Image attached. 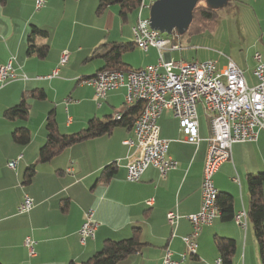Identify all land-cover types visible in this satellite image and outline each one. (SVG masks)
<instances>
[{"label":"crops","instance_id":"crops-1","mask_svg":"<svg viewBox=\"0 0 264 264\" xmlns=\"http://www.w3.org/2000/svg\"><path fill=\"white\" fill-rule=\"evenodd\" d=\"M97 2L46 0L40 8H35V0L0 2V65L13 56L15 72L26 75L25 79L18 77L0 84L1 264L78 263L99 250L105 239L130 237L133 227L139 229L142 246L117 264H160L166 247L174 259L186 252L181 237L192 229L186 216L200 206L202 168L210 136L208 116L201 103L196 104L200 137L197 146L183 140L178 119L171 110H163L160 114L157 120L159 136L168 140V153L177 161V167L164 176L150 165L138 181L126 179L125 165L132 149L122 141L133 134L131 127L123 126L66 147L47 162H37L38 149L46 136V116L51 109L55 112L59 132L73 133L86 127L92 117L104 121L124 108V87L97 99L90 86L79 82V78L91 76L103 66V59L97 57L101 62L94 71L80 67L99 44L132 41L134 23L128 22L129 18L122 23L115 4L96 14ZM237 3L249 7L252 19L249 23L257 30L255 35L254 31L252 35L247 34L242 57L230 59L242 69L247 83L253 84L252 69L258 63L254 58L256 53L264 64V0H236L225 7L233 10ZM31 24L48 32L46 39H39L40 44L49 46L45 58L27 53L26 37ZM117 28L120 38L109 39ZM65 49L70 53L69 59L60 65L59 57ZM152 49L157 56V50ZM174 53L170 56L177 59ZM166 56L168 58L169 54ZM228 58L206 59H215L218 65H223ZM156 61L157 58L146 65ZM55 68L57 75L46 77ZM34 89H42L45 99L31 97L29 91ZM23 94L28 108L27 119L5 118L4 109L17 104ZM65 98L70 100L65 102ZM21 126L31 133L25 145L15 143L11 137V132ZM12 160H16L14 168L8 166ZM33 163L35 174L29 183H24V171ZM108 164H114L115 174L107 181L97 180ZM69 167L71 171L67 170ZM260 172L264 173L263 129L255 141L234 143L231 159L222 163L213 176L218 192L232 196L233 214L247 209L246 175ZM262 191L264 199V183ZM25 194L34 199V206L29 212L19 214L16 208ZM148 198H153L151 205L145 203ZM89 207L94 209L97 227L94 237L81 244L78 229ZM170 210L180 215L174 232L166 221V213ZM248 221L243 227L233 218L223 221L219 214L211 224L201 226L196 254L188 255L181 264H213L219 257L215 235L235 240L232 264H261L252 224ZM27 236L36 241L33 255L28 254L24 245Z\"/></svg>","mask_w":264,"mask_h":264},{"label":"built area","instance_id":"built-area-1","mask_svg":"<svg viewBox=\"0 0 264 264\" xmlns=\"http://www.w3.org/2000/svg\"><path fill=\"white\" fill-rule=\"evenodd\" d=\"M154 0H141L136 10V21L131 27L132 42L139 49L147 52L150 48L157 50V61L154 64L127 71L116 69L98 70L91 76L79 78V82L93 89L97 99H103L111 90L125 88L124 108L142 103L140 115L134 119L131 129L132 137L124 139L123 144L132 149L127 156L126 179L138 181L144 170L152 165L161 176L177 167V161L168 153V140L159 136L157 120L163 110H171L178 119L183 140L197 146L200 142L196 104L201 103L208 116L210 136L202 168L200 184L201 201L199 209L187 215L192 229L182 236L186 252L178 259L172 258L169 248L163 250L160 264H181L188 255L194 256L197 248V236L201 226L211 224L220 214L217 206L218 190L213 176L222 163L231 159V147L237 142H252L257 139L258 132L264 130V64L260 63V55L255 54L258 61L252 69L255 78L248 84L244 73L230 58L223 65L215 59L187 62L174 59L171 52L180 50L178 43L172 38L150 27L149 18L141 16L143 9L150 7ZM46 0H35V8H40ZM169 54L167 58L166 54ZM69 51L62 50L59 64L68 62ZM11 56L0 65V84L18 77L26 78L24 73L17 74ZM57 68L46 77L57 75ZM70 99L65 98V102ZM99 105V103H98ZM116 113L113 118H121ZM16 160L8 162L14 168ZM71 171L72 168H67ZM145 203L151 205L153 198ZM34 206V199L25 194L17 205L19 214L29 212ZM180 215L176 210L166 213L167 224L172 232L177 228ZM233 219L241 226L247 221L246 210L234 213ZM97 223L94 221V209L84 211L83 221L78 229L79 242L84 244L93 238ZM35 240L25 237L24 245L28 254L33 255ZM213 264H221L217 257Z\"/></svg>","mask_w":264,"mask_h":264},{"label":"trees","instance_id":"trees-1","mask_svg":"<svg viewBox=\"0 0 264 264\" xmlns=\"http://www.w3.org/2000/svg\"><path fill=\"white\" fill-rule=\"evenodd\" d=\"M5 0H0L4 2ZM141 0H98L96 6V14H100L107 6L116 4L118 6V15L122 23L128 20V16L135 12ZM231 1L223 5L225 7ZM219 8H214L205 3V0H199L192 10V19L182 34H190L203 28L212 29L216 24ZM180 34V35H182ZM173 43H178L176 36H180L173 32ZM48 36L47 30L31 24L26 37V50L28 54H35L38 58H45L49 51L47 44H40L39 39H46ZM180 45V43H178ZM136 46L132 41H112L99 44L90 54L88 59L102 58L103 66L99 69H116L127 71L137 69L131 67L122 60V54L128 50L134 49ZM29 95L36 99H45L46 95L42 89H34L29 91ZM142 111V103L138 102L132 107L123 108L120 111L121 118L116 120L109 117L102 121L97 117H92L87 121L86 127L73 133H61L58 130L55 119V112L51 109L45 120V141L38 149L37 162L44 163L52 157L59 154L63 149L85 139L106 135L117 126L131 127L134 119H136ZM3 116L7 119L26 120L28 117V108L23 94L19 102L11 107L4 109ZM13 141L20 145L27 144L31 139L30 130L27 127L21 126L15 128L11 132ZM116 172L114 164H108L100 171L97 180L107 181ZM35 174V164L29 165L23 174L24 183H29ZM248 206L246 209L247 219L252 224L254 238L257 244L260 263L264 264V199H263V183L264 173L247 174L246 175ZM217 206L220 212V217L223 221H228L233 218V198L230 194L219 192L217 195ZM138 227L132 228L130 237L113 240L105 239L99 250L81 262L70 261L69 264H117L132 253L137 252L141 246L138 238ZM214 244L216 246L218 256L221 258V264H232L235 240L230 237L214 236ZM1 264V263H0Z\"/></svg>","mask_w":264,"mask_h":264},{"label":"rangeland","instance_id":"rangeland-1","mask_svg":"<svg viewBox=\"0 0 264 264\" xmlns=\"http://www.w3.org/2000/svg\"><path fill=\"white\" fill-rule=\"evenodd\" d=\"M148 15L149 9H143L141 16L146 18ZM136 16V11L131 13L128 16V22L132 21L134 23ZM218 16L219 18L212 29L205 27L203 31L198 30L190 34L185 33L176 36V40L180 43L181 48L174 51L173 57L187 62L202 61L208 57H231L235 60L237 56L242 57L241 51H243V54L246 51L244 45L246 39L249 37L248 35H252L253 31V35H255V31L257 30L249 23L252 20L249 7L240 3H237L233 10L222 7L218 10ZM116 30L118 31H113L109 39L120 38L119 28ZM168 36L172 39L174 37L172 35ZM156 58L155 50L152 48L144 52L135 47L122 54V60L134 68L142 67ZM99 62H101V59H89L80 64L81 70L94 71ZM248 222L250 223V221Z\"/></svg>","mask_w":264,"mask_h":264},{"label":"water","instance_id":"water-1","mask_svg":"<svg viewBox=\"0 0 264 264\" xmlns=\"http://www.w3.org/2000/svg\"><path fill=\"white\" fill-rule=\"evenodd\" d=\"M199 0H154L149 7V21L152 29L162 34L171 35L173 32L180 35L187 29L192 10ZM228 0H205L211 7L219 8Z\"/></svg>","mask_w":264,"mask_h":264}]
</instances>
